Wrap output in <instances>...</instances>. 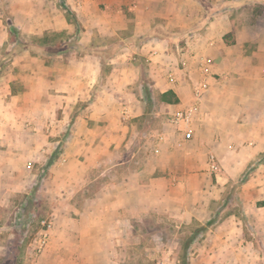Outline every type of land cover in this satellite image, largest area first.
I'll return each instance as SVG.
<instances>
[{"label":"crops","instance_id":"obj_1","mask_svg":"<svg viewBox=\"0 0 264 264\" xmlns=\"http://www.w3.org/2000/svg\"><path fill=\"white\" fill-rule=\"evenodd\" d=\"M235 1L238 0L231 3ZM156 2L158 7L154 9L151 2L145 1L147 25L144 33L138 35L152 30L153 36L139 46L121 45L122 49L110 58L111 68L89 102L87 98L98 84L101 66L95 56L84 55L77 58V63L67 58L60 66L52 61L45 64L29 52L12 59L20 80L15 87L10 75L0 80V241L16 197L29 194L40 174L31 165L39 168L46 164L49 173L44 181V194L54 201L49 238L65 233L63 226L70 225L77 241L70 251L72 255L82 260L93 256L86 264H100L107 252L102 241L118 239L119 226L128 225L135 218L154 217L158 222L167 219L176 224L209 221L222 190L236 179L233 162H225V153L234 160H239L241 154L245 160L263 155L264 81L258 78L255 63L262 61L264 53V17L247 12V21H239L235 28L231 8L214 9L215 13L199 18L191 10L192 0ZM254 4L244 6L248 10ZM69 5L77 20L87 24L90 0H69ZM18 14H14L16 26L23 21L22 16L25 21L33 18L32 12ZM155 18L161 20L159 29L153 26ZM227 34H232L228 45L223 40ZM7 36L0 20V47ZM90 43L85 36L80 44L87 47ZM136 54L141 57L157 104L155 120L150 130L143 133L142 144L135 140L138 125L132 123L145 110ZM203 59L210 61L206 76L200 69ZM241 68H245L243 73H239ZM170 76L173 82L169 81ZM200 82H205L207 89L197 102L194 135L183 141L168 118L196 102L192 92ZM166 91L176 95L177 104L158 101V96ZM85 101L87 104L72 117V129L61 154L47 165V152L52 145L48 131L64 125L75 105ZM57 110L63 114L61 119L54 118ZM255 114H260L259 120L251 122ZM160 128L164 130V141L155 145L151 135L159 133ZM210 155L215 158L214 170L209 165ZM257 167L254 181L243 186H254V192L264 199V173L259 175L264 164ZM254 182L260 185L258 189ZM242 213L245 216L246 212ZM210 240L211 244L205 246L216 259L212 264H224L226 260L219 257L244 255L248 249L240 237L223 230ZM5 251L0 243V258ZM68 251L51 245L36 260L65 256L70 254Z\"/></svg>","mask_w":264,"mask_h":264},{"label":"rangeland","instance_id":"obj_2","mask_svg":"<svg viewBox=\"0 0 264 264\" xmlns=\"http://www.w3.org/2000/svg\"><path fill=\"white\" fill-rule=\"evenodd\" d=\"M145 1L146 3L151 2L152 7L157 9L156 0H90V6L87 9L90 12V20L83 25L77 20L75 12L70 8L69 0H2L0 2V20L1 25L6 28L8 36L4 45L0 47V80L2 77L5 78L10 75L14 87L16 86V81L20 80L17 75V68L14 69L11 61L15 56L28 51L24 50L17 53L13 49L16 43L34 45L46 38L51 41L50 44L52 45H72L74 42L81 45V41H84L86 36L91 40V43L86 48L91 51L105 49L116 44H121L122 48L129 43L139 46L140 43L137 37L144 33L142 32L143 28L147 25V17L144 14ZM200 1L192 0L194 6L191 8L192 11L198 13L199 18L201 15L211 14L214 9L231 8L230 18L235 28L239 26V21L243 19L247 21L251 7H253L248 6V10H246L247 7L244 5L229 6L231 0ZM133 6L137 8L133 9ZM259 7L262 8L261 5ZM19 11L32 12L33 18L30 21H25L22 16L23 21L16 26L14 24V14H18ZM26 19L29 20L28 18ZM160 23L161 20L155 18L153 26L157 27ZM261 28L262 30L264 29V22H262ZM156 29L159 28L157 27ZM176 33L178 34L179 32ZM261 42L263 44L261 49L264 52V30L261 33ZM31 55L45 64H49L52 61L58 66L61 65L62 60L77 63V58L84 56L81 51L75 52L70 49L54 55L45 53H32ZM59 56L62 58H59ZM136 56L140 65L138 85L142 91V100H144L145 89L150 91L149 84L145 78L141 57L138 54ZM263 56L264 53L261 56L262 61L256 62L255 67L258 68L256 70V74H259L258 78L264 81ZM97 60L99 59L97 58ZM109 60L107 59L100 66L97 87L95 86L89 92L87 102L93 99L96 89L107 76L111 68ZM242 68L239 73L245 71V68L243 70ZM13 77L17 78L13 79ZM155 100H153L154 108L157 107ZM87 102H78L64 125L54 126L51 132L48 131V138L52 145L49 146L50 148L47 152V164L57 160L59 154H61L64 142L72 129V117L77 113V109L82 108ZM62 117L61 110L54 112V118L61 119ZM259 117L260 114H255V116L249 118L251 122H257ZM262 119H264V114H262ZM132 123H137L138 125V135L135 140L142 144L144 141L143 133L148 132L150 127L145 129V123L139 119L133 120ZM161 128L159 131L163 133L164 130ZM38 140L39 142L41 141L40 139ZM235 146L237 148V145ZM237 153H239V149ZM262 153L264 154V151ZM243 157L244 155L241 154L239 160H234L230 153H225V162H233L232 165L234 166L232 168L236 173V179L233 182L230 181L226 188L222 190L215 214L209 221L203 223L184 221L182 224H176L167 219L158 222L154 217L135 218L128 225L119 226L118 239L102 241L103 248L107 252L105 256L101 257L100 264H179L181 247L190 237L194 239L190 246L191 253L188 264H212L216 259L213 260L205 245L211 244V237L220 230L240 237L243 240V245L248 247L243 252L244 255L219 257L218 259L220 260H226L224 264H227L228 261L236 262L237 264H264V199L254 192V186L250 189H245V185L243 186V184L254 181V178H256L254 174L259 171L258 167L253 169L251 167L260 157L258 156L255 159L247 158L246 160ZM244 163H246L245 166H243ZM261 164H264V161ZM31 166L33 170L37 169L40 173L33 184L36 187L33 189L32 186L33 190L31 189L29 194H21L16 197L11 213L8 216V227L1 234L0 243L3 251L4 249L7 250V247H11L13 242L17 243L19 253L17 252L14 259H11L12 264H86L90 258L93 259V256H86L82 260V257L72 255L70 251L75 247L77 241L73 238V227L68 224L63 226L64 231L67 230L65 233L56 236L55 239L49 238L43 253L52 245L56 250L66 248L70 254L60 255L61 257L58 255L57 257L42 258L38 262L37 260L32 262L27 259L28 244L36 236L41 224L51 221L53 226L51 206L54 203L53 199L51 200L49 196L44 194V181L49 177L46 164L39 168ZM242 173H246V181L238 184L242 178ZM263 173L264 171L259 172V175ZM40 178L41 181L39 182ZM254 185L257 189L260 187L256 182H254ZM260 207L262 209H259ZM242 212H246L245 216L250 227L248 229L243 227L239 219ZM230 215L232 218L229 219ZM55 258L57 259L54 262Z\"/></svg>","mask_w":264,"mask_h":264},{"label":"trees","instance_id":"obj_3","mask_svg":"<svg viewBox=\"0 0 264 264\" xmlns=\"http://www.w3.org/2000/svg\"><path fill=\"white\" fill-rule=\"evenodd\" d=\"M198 1H200V0H198ZM252 2L256 4V5L254 4L253 7H251L252 14L256 17L257 16H263L264 17V0H238V1L232 2L231 6H234V5L235 6L236 5H246L247 6L248 4H251ZM259 5H261L262 8L259 7ZM213 12L215 13V10ZM213 12L211 14H213ZM152 36L153 35H152V30H151L146 34L137 37V40L139 43L144 42L147 39L151 38ZM231 39H232V34H227L223 37V40H224L225 44H227V45L232 42ZM50 42L51 41H49L45 38L41 41H38L34 45H26V44L16 43L14 45L13 49L17 53H20V52L26 50L30 54H32V53H45L47 55L60 54V53L66 51V50H69V49L73 50L75 52L81 51L84 55H92V56L97 57L99 59L100 65L102 66L107 59L112 58L117 53V51L121 48V44H116L114 46H111V47H108L105 49H96V50L91 51V50L87 49L86 47L79 45L76 42H74L72 45H60V46L52 45V44H50ZM144 95H145V99H144L145 110H144L143 115L139 118V120L143 121V123H145V126H144L145 129H148L155 120L156 110L154 108L152 95H151L150 91H148V89H145ZM158 101L163 103V104H169V105H174V104L178 103V99L172 91H166V92L160 94L158 96ZM263 161H264V154L261 155V157L257 161H255V163L252 165L251 169L259 166ZM49 164L50 163L48 162L47 165H49ZM246 176H247L246 173H243L242 178L238 184L244 183L246 181ZM40 181H41V178L39 179V182ZM35 187L33 186V189ZM239 219L242 222L244 228H246V229L250 228L243 213H240ZM193 239L194 238L190 237L182 245L179 264H188L189 255L191 253L190 252V246L193 243ZM17 252H18L17 243L13 242L11 247H7V250L5 251V255L2 258H0V264H10V263L12 264L11 259H14Z\"/></svg>","mask_w":264,"mask_h":264},{"label":"built area","instance_id":"obj_4","mask_svg":"<svg viewBox=\"0 0 264 264\" xmlns=\"http://www.w3.org/2000/svg\"><path fill=\"white\" fill-rule=\"evenodd\" d=\"M209 64V60L203 59L202 61H200V69L204 76L209 73ZM169 81L173 82L174 78L170 76ZM206 89L207 85L205 82H200L195 85L192 94L196 102L193 103L191 106L173 112L168 118L169 124L179 135H181L183 141L191 140L194 135V117L198 111L197 102L200 100L201 95L203 94V92H205ZM151 137L155 145H158L164 141V135L160 132L153 133ZM180 145L181 143H179L177 146ZM209 165L211 170L215 169V158L213 155L209 156ZM51 228V221L43 222L41 224V227L38 230L36 236L28 244L26 252L27 259H29L30 261H34L41 256L45 247L47 246Z\"/></svg>","mask_w":264,"mask_h":264}]
</instances>
